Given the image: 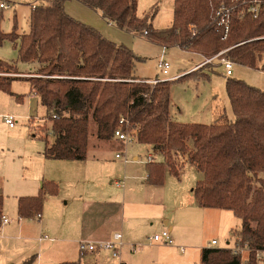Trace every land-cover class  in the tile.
Masks as SVG:
<instances>
[{
  "label": "trees",
  "instance_id": "16d2710c",
  "mask_svg": "<svg viewBox=\"0 0 264 264\" xmlns=\"http://www.w3.org/2000/svg\"><path fill=\"white\" fill-rule=\"evenodd\" d=\"M38 1L29 17V32L13 36L17 25L11 34L0 31V43L19 41V59L40 66L36 76L24 80L52 122L53 140L50 135L41 138L45 157L85 161L91 137L112 141L124 119L139 143L165 158L163 163L147 164L150 185H164L166 167L180 178L179 158L202 176L193 189L199 206L233 211L241 220L240 228L233 231L236 248L241 250L204 248L201 264H258L264 253V91L227 78L233 120L222 113L212 125L175 122L171 116L172 83L197 71L148 83L136 76V65L143 59L71 17L66 11L71 0ZM75 1L120 30L146 32V37L165 46H178L205 58L228 49L227 56L234 64L252 68L264 58V39H260L264 37V10L257 19H234L225 37L216 12L230 0H175L173 24L166 30L152 25L157 9L145 18L138 17V0ZM14 68L0 60V70ZM17 79L22 78L0 77V91L15 96L11 87ZM48 192L56 195L57 185L44 183L39 195L21 197L19 218L41 215ZM3 206L0 195V225Z\"/></svg>",
  "mask_w": 264,
  "mask_h": 264
},
{
  "label": "rangeland",
  "instance_id": "374dc122",
  "mask_svg": "<svg viewBox=\"0 0 264 264\" xmlns=\"http://www.w3.org/2000/svg\"><path fill=\"white\" fill-rule=\"evenodd\" d=\"M8 1L12 8L0 9V31L11 34L17 25V31L13 36L28 33L32 5H37L39 1ZM174 2L175 0H138L137 15L139 18H145L157 9V15L152 22L153 27L156 30L169 29L173 24ZM67 7L71 17L93 27L108 40L124 45L140 56L143 60L136 65L137 77L168 80L167 78L176 75L181 78L197 71L183 79L175 78L177 80L172 83L171 115L179 123L212 125L221 113H225L228 119L233 120L234 113L226 92L227 78L241 80L264 91V58L257 62V68L234 64L233 75L228 77L222 65L223 57L228 58V49L222 50L221 52L226 51V53L219 58L216 57L218 54L211 58L201 57L178 46H165L141 33L120 30L113 24H108L100 13L75 0L69 1ZM18 44L19 41L16 43L9 39L0 43V60L16 66L12 70H0V77L22 78L12 83L11 91L15 96L0 91V140L8 144L6 150H0L3 213L14 220L10 225L0 227V264H62L76 260L79 247L73 240L80 238L85 202H89L88 207L96 202L110 204L111 221L107 231L121 232L126 240L132 239L139 244L144 242L149 247L142 254L127 252L126 255H131L134 260H137L139 255H144L151 261L161 262L165 254L155 248L159 244L151 242L150 238L167 229L165 220H170V224L175 225L176 237L184 234L180 226L188 211L187 207L176 205L164 190H160L161 194L157 192V195H160L157 196V200L164 202L160 204L161 208L154 207L153 210L140 208L144 204L142 200L146 198L140 188L142 183H145L142 178L148 176L149 158H153V162H160L164 160V156L155 155L150 146L139 143L137 139L124 145L115 138L110 142H97L92 136L88 156L102 153L104 157L100 165L102 168L98 173L89 170L93 165L90 158L88 163L65 164L88 169L82 172H65L61 162L48 161L45 172L41 173L44 168L42 169L37 160V147L44 148L45 143L41 138L46 135H50V141L53 140L52 122L47 118L38 97L30 94V84L24 80L36 76L40 66L37 64L33 71H29L30 64L23 63L19 59ZM212 58H214L213 63L202 67L206 60ZM162 60L170 62L171 67L167 75L163 74ZM200 66L199 70H195ZM20 71L25 73H16ZM17 96H22L23 100L19 101ZM7 115L16 118V128H10L5 124L3 117ZM28 117L33 120L29 121ZM93 132L91 130L92 134ZM28 141L34 142L36 148L30 147ZM97 145L103 148L98 149ZM122 151L127 156L128 163L116 158V154ZM135 157L138 159L134 160ZM178 160V165L182 166L181 180L167 170L165 182L169 181V184L189 182L197 178V170L192 169L186 161L182 162L179 158ZM86 173L89 174L84 176ZM40 175L39 182L31 181ZM120 181H126L125 188L118 186L117 182ZM44 183L57 185L58 193L53 195L48 192L45 195L42 220L40 221L35 215L20 221L16 198L31 194L25 193L32 192L31 189H27L29 185L33 186V192L39 195ZM99 208L91 206L89 220L92 221ZM199 211V216L189 217V220L184 219L189 222L190 231L187 233L191 238L180 241V246L187 249L192 264H200L201 248H226L228 243L233 246L235 243L233 230L241 226L235 216L225 214L223 210H209L208 215L203 209ZM227 224L230 227L226 228ZM45 236L49 237L48 240L41 242L40 238ZM213 240H216L218 245H212ZM233 248L237 251L241 250L236 248V245ZM103 252L99 264L116 263L109 252ZM123 252L125 253L124 250ZM130 258L129 256L128 259ZM172 258L177 263L186 264L187 261L183 255L175 254ZM258 264H264V253Z\"/></svg>",
  "mask_w": 264,
  "mask_h": 264
},
{
  "label": "crops",
  "instance_id": "0c3cea01",
  "mask_svg": "<svg viewBox=\"0 0 264 264\" xmlns=\"http://www.w3.org/2000/svg\"><path fill=\"white\" fill-rule=\"evenodd\" d=\"M67 3H66V11L69 14L70 11L68 12ZM32 8H33V5H32ZM108 24H111V23H108ZM196 55H198V54H196ZM198 56H201V55H198ZM35 66H37V63L36 64H30L29 71L30 70L33 71L35 69ZM20 73L23 74L25 72L20 71ZM186 73H188V72H186ZM176 77H178V76L176 75V76H173V77H170V78H167V79L170 81V80L175 79ZM139 78H141V77H139ZM141 79H147L149 81H154L155 80V79H150V78H141ZM168 80H166V81H168ZM30 89H31V87H30ZM30 94H33L35 97H37L31 90H30ZM219 116H218V118H219ZM172 119H173V117H172ZM175 122H177V121H175ZM14 128H16V127H14ZM97 142H100V141L97 140ZM28 144H30L29 145L30 147L36 148V145H35L34 142L28 141ZM6 147H8L7 142L0 140V150L4 151V150L7 149ZM45 147H46V145L44 146L43 149H39V147H37L38 152H37V156L36 157H37V160L39 161L40 165L42 166V169L44 168V170L41 171V173L45 172V167L47 166V164H48L47 162L48 161L61 162L60 163V164H62L61 167H62V169L65 170V172H70V171H76V172L81 171L82 172L84 170H88V169H85V168H82V167H78L76 165H65V164H69V162H86V163H88L89 162V158L92 160V163H93V165L90 166L92 168H90L89 170L92 169L93 172L96 174V173H98V171L101 170L100 168H102L100 166L102 164L103 158H104L102 156V153L93 154L91 157H89L87 155V159L85 161H64V160L58 161V160H49V159H47L45 157V155H44ZM97 148L100 149V148H103V147L102 146L99 147V145H97ZM155 155H157V154L155 153ZM137 159H138L137 157L134 158V160H137ZM149 160L153 161V158L150 157ZM164 161H165V158H164L163 161H160V162H157V163H163ZM191 168L193 169L194 167L191 166ZM167 170H169L168 167H166L165 171H167ZM194 170H196V169L194 168ZM88 174L89 173H86V174H84V176L88 175ZM2 176H3V174H2ZM40 178H41V175L38 178L31 179V181L33 183H36L37 181L39 182ZM146 178H148V176L142 178V179H144L143 181L145 183H142L140 190L145 193V197L146 198L144 200H142L144 202V204L140 208H142V209H144V208L148 209L149 208L151 210H153L152 208H154V207L161 208L162 205H160V204H163L164 202H159L157 200V196L160 197V195H157V192H160L159 194H161L160 190H164L165 193L167 194V196H169V195L171 196V199L174 200V203L176 205H182L181 207L185 206V207L188 208V211L186 212V215H184L185 218L182 219L183 222H181V226H180L181 229L183 228V231L185 233L182 234V235H179L178 237H176L175 232H174L175 231V225L174 224H170V220H165V224L167 226L166 230H169L171 232V235H172V237H173V239L175 241V245L174 246H166V245L158 243L159 245L156 246L155 248H158V250H160L161 253L165 254L164 257H163V260L161 262L151 261L148 258L144 257V255H139L137 260L132 259V256L129 255V254L126 255L127 252L128 253L132 252L131 251L132 246H135L137 248V251L135 253H139V254L140 253L142 254L144 252V250H146V248H149V247L144 242L139 244L137 242H134L132 239H127L126 240V237L123 235L124 241H125V244H126L124 249H123L125 251V253L123 252V256H122L123 264H183V263H177V262L174 261V259L172 257H174L175 254L185 256V259L187 260L186 264H192L191 259H190L191 257L188 256L187 249L185 247L180 246V241L187 240V239L191 238V236L188 235V233H187V232L190 231L189 222H186L184 219H188L189 220L190 219L189 217L193 218V217L199 216V214H200L199 210L200 209L205 210L204 212L206 213V215H208L207 212L209 210H217V209L201 208L199 206L197 200L195 199V196L193 194V189H194L196 183L201 180L202 176L198 173L197 178H194V180H192V181H189V182L188 181L187 182L181 181L180 183H172L171 182L170 184L168 183L169 182L168 181V182H164L163 186L150 185L147 182ZM180 178H181V175H180ZM180 178H178V179L181 180ZM2 186H3V183H2L1 178H0V195H2L4 197V195L2 194L3 193ZM125 187H126V181H125ZM27 189H31L32 192H25V193H31V194H29V195L25 194V195H22V196L16 198L17 214H18V202H19V199L21 197L37 196L35 194V192H33L34 191V187L33 186L29 185V187H27ZM162 200H164L163 196H162ZM88 203L89 202H85V207H84V210H83L85 212L83 213V215H84L83 219H82L83 228H82L81 233H80V238L73 240L74 243L78 244V247H79L78 254L76 256L77 258H75L76 260H74V261H70V262L66 261V262H63L62 264H75V263H77L79 261H80V264H99V258L101 256V254L104 253V252L88 253V252L81 251V243H83L85 241H89V242H91V241L92 242H107V241L112 239V237H113V235L115 233H119L118 231H112V230L111 231L110 230L107 231V229H108V227L110 225V221H111L110 204H108V203H97L96 202V203H93L92 205H90L88 207V205H89ZM91 206L92 207H100L98 209V211H97L98 213H96V215H94L92 217V221L88 219V215L90 213ZM113 206H114V204H113ZM223 211L226 212L225 214H231L232 216H235L233 211H229V210H223ZM3 216L6 217L7 219H9L4 213H3ZM18 218H19V216H18ZM42 218H43V215L41 214V219H39V220L41 221ZM237 219L240 221V224H241V220L239 218H237ZM19 220L21 221V220H24V219L19 218ZM9 221H10L9 224H7V225H10L14 220L13 219L12 220L9 219ZM7 225H4L3 227H5ZM228 225L229 224H227L226 228L230 227ZM225 230H227V229H225ZM233 231H235V230H233ZM45 237H48V236H45ZM234 240H235L234 245H236V239L234 238ZM41 242H43V241H41ZM233 246H230V243H228V246H226V248L234 249ZM126 248H127V250H125ZM182 249L184 251H182ZM203 249L204 248H201V258H202V250ZM132 254H133V252H132ZM129 256L131 257L130 259H128ZM110 257H111V255H110ZM260 257H259V259H260ZM86 258H88V259L86 260ZM200 264H201V259H200Z\"/></svg>",
  "mask_w": 264,
  "mask_h": 264
},
{
  "label": "built area",
  "instance_id": "2783aa9c",
  "mask_svg": "<svg viewBox=\"0 0 264 264\" xmlns=\"http://www.w3.org/2000/svg\"><path fill=\"white\" fill-rule=\"evenodd\" d=\"M36 5H33V8H35ZM12 6L10 5V2L8 0H0V9H10ZM264 10V0H230V3H222V5L219 7V9L216 12V20L218 24L221 27H224L225 29V37L229 34L231 23L234 19H240L244 20L246 18H253L257 19L261 13V11ZM146 32H144V36H146ZM260 39H264V37H261ZM164 50H166V47H163ZM226 51H223L219 53L216 57H222ZM214 57V58H216ZM214 58L206 60V62L202 65L213 63ZM162 68H163V74L167 75L168 70L171 67L170 62L162 60ZM222 65L225 68L226 75L228 77H231L233 75V66L234 63L226 57H223L222 59ZM201 68L197 67L195 70ZM178 78V77H176ZM166 81L162 79L154 80V81H148V83L157 84L158 82ZM5 123L10 127L14 128L17 125V120L13 116H4L3 117ZM29 121L33 120L32 118L28 117ZM115 139L119 142L123 143L124 145L130 144L133 140L136 139V137L133 135L131 129L128 126V123L121 119L119 123V128L115 131L114 135ZM117 159H123L125 163H128L129 160L127 156L124 154V152H120L116 154ZM118 186H121V188H125V181L117 182ZM38 219H41V215L37 216ZM9 219L3 216L2 222L0 227H3L4 225L9 224ZM48 237L40 238V241L47 240ZM150 241L153 243H160L166 246H174L175 241L171 235V232L169 230H164L161 234H157L150 238ZM217 241L214 240L212 242V245H217ZM125 241L122 233H115L111 240L107 242H89L85 241L81 243V251L88 252V253H97V252H103L107 251L110 253L111 258L116 261L115 264H123L122 256H123V249L125 247ZM131 251L135 253L137 251V248L135 246H132ZM182 251H184L182 249ZM260 257V255H259Z\"/></svg>",
  "mask_w": 264,
  "mask_h": 264
}]
</instances>
